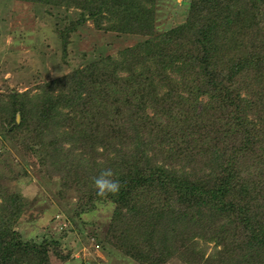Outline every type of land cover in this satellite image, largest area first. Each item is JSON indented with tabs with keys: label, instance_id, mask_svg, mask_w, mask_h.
<instances>
[{
	"label": "trees",
	"instance_id": "1",
	"mask_svg": "<svg viewBox=\"0 0 264 264\" xmlns=\"http://www.w3.org/2000/svg\"><path fill=\"white\" fill-rule=\"evenodd\" d=\"M17 1L74 9L59 29L65 46L87 21L98 32L143 39L118 62L106 57L63 76L64 84L45 85L43 98L19 94L7 104L1 136L24 133L21 146L39 174L57 179L62 199L71 191L78 205L110 201L114 217L137 211L135 200L148 194L151 209L174 202L173 224L230 229L240 223L252 232L250 242L264 247L263 223L244 202L249 191L264 189V0H190L187 21L158 34L156 0ZM103 142L95 164H83ZM108 152L107 164L97 162ZM157 156L167 162L157 165ZM100 167L115 173L118 195L90 190ZM157 192L164 198L151 202ZM1 196L6 215L20 213L21 196ZM139 228L147 237L144 249H153L150 230ZM120 253L129 257L125 249ZM29 254H35L33 245L11 224L0 226V264Z\"/></svg>",
	"mask_w": 264,
	"mask_h": 264
},
{
	"label": "rangeland",
	"instance_id": "2",
	"mask_svg": "<svg viewBox=\"0 0 264 264\" xmlns=\"http://www.w3.org/2000/svg\"><path fill=\"white\" fill-rule=\"evenodd\" d=\"M189 6L190 0H156L155 34L184 24ZM74 11L0 0L1 127L11 110L7 104L12 103L13 97L25 94L43 98L47 93L45 85L62 84L63 76L106 57L118 62L124 50L134 48L143 40L142 36L130 33L95 31L87 21L85 26L70 33L65 46L59 29L73 19ZM119 75L129 77L130 74ZM85 95L82 97L86 98ZM12 132L10 137L8 133L1 136L0 128V226L11 224L22 242L33 245L35 254L19 259L16 255L6 264H264V247L256 241L250 242L252 232L242 224H231L230 229L224 225L217 229L220 223L211 228L194 225L197 221L173 224L178 217L175 210L178 207L173 206V201L151 209L148 194H143L134 202L138 210L114 216L113 224L114 205L110 201L78 205L77 193L71 191L63 194L62 199L57 179H46L39 174L37 162L21 146L20 137L24 133ZM104 143H98L96 151L89 150L83 164H95V152L102 154ZM108 154L113 156L108 152L103 158L98 157L97 162L107 164ZM156 159L157 165L167 162L159 156ZM90 190L96 192L92 182ZM263 192L264 189L258 194L249 191L244 199L247 206L254 208L251 216L263 223L262 226ZM1 194L21 196L20 213L13 218L9 213L6 215L5 197ZM164 196L157 192L151 202ZM139 226L150 230L148 237L153 249H144L147 237ZM124 249L129 252L125 259L120 255Z\"/></svg>",
	"mask_w": 264,
	"mask_h": 264
},
{
	"label": "clouds",
	"instance_id": "3",
	"mask_svg": "<svg viewBox=\"0 0 264 264\" xmlns=\"http://www.w3.org/2000/svg\"><path fill=\"white\" fill-rule=\"evenodd\" d=\"M115 173L111 168H106L92 178V184L96 194L101 197L118 195L121 190V184L118 179L114 178Z\"/></svg>",
	"mask_w": 264,
	"mask_h": 264
}]
</instances>
